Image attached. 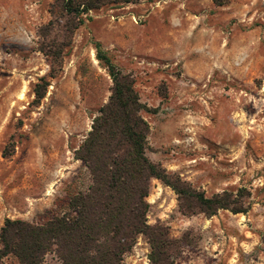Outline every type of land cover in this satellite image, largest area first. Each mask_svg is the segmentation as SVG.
Instances as JSON below:
<instances>
[{
	"label": "rangeland",
	"instance_id": "obj_1",
	"mask_svg": "<svg viewBox=\"0 0 264 264\" xmlns=\"http://www.w3.org/2000/svg\"><path fill=\"white\" fill-rule=\"evenodd\" d=\"M55 1L0 0V227L42 222L56 198L88 185L73 151L110 94L98 42L150 110L147 156L208 196L247 193L244 213L185 216L152 179L148 222L184 241L172 264H264V0H90L81 23ZM148 253L140 236L123 264H149Z\"/></svg>",
	"mask_w": 264,
	"mask_h": 264
},
{
	"label": "trees",
	"instance_id": "obj_2",
	"mask_svg": "<svg viewBox=\"0 0 264 264\" xmlns=\"http://www.w3.org/2000/svg\"><path fill=\"white\" fill-rule=\"evenodd\" d=\"M212 1L222 5L228 0ZM55 2L58 9L77 18L93 7L90 0ZM78 21L82 22L81 17ZM94 49L112 85L107 101L73 151L74 158L86 168L89 183L56 198L42 222L6 217L0 227V264L7 256L17 264H45L48 255L56 264H123L140 236L149 245V264H172L184 241L183 237H173L168 225L148 222L152 179L174 191L182 215L210 217L220 209L246 212L244 188L208 196L147 156L149 124L142 112L150 110L141 101L132 74L118 67L100 43L95 42ZM47 56L52 58L49 75L54 77L60 50ZM47 85L44 77L35 84L36 104L44 97Z\"/></svg>",
	"mask_w": 264,
	"mask_h": 264
},
{
	"label": "bare ground",
	"instance_id": "obj_3",
	"mask_svg": "<svg viewBox=\"0 0 264 264\" xmlns=\"http://www.w3.org/2000/svg\"><path fill=\"white\" fill-rule=\"evenodd\" d=\"M152 198V197H151Z\"/></svg>",
	"mask_w": 264,
	"mask_h": 264
}]
</instances>
